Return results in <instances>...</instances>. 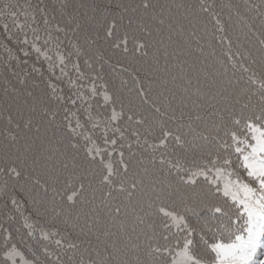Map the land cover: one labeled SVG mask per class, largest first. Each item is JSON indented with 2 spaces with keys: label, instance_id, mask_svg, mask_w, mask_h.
<instances>
[{
  "label": "snow or ice",
  "instance_id": "1",
  "mask_svg": "<svg viewBox=\"0 0 264 264\" xmlns=\"http://www.w3.org/2000/svg\"><path fill=\"white\" fill-rule=\"evenodd\" d=\"M67 8L60 6L61 20ZM57 11L44 0H0V47L9 57L0 69V175L7 177L0 186V264H264V77L227 79L218 61L216 91L204 93L202 103L174 96L158 143H150L154 126L118 108L102 82L101 42L127 53L130 30L138 27L143 35L132 36L133 50L137 40L146 49L147 37L166 57L191 54L193 42L203 55L199 12L223 32L219 14L203 3L197 11L153 0L80 3L63 22ZM248 11L257 13L264 34V0ZM257 16L240 17L243 27L254 32ZM33 56L31 72L21 77L17 65ZM238 56L229 52L233 68ZM32 73L43 89L29 83ZM18 162L22 169L13 166ZM12 213L23 232L13 228Z\"/></svg>",
  "mask_w": 264,
  "mask_h": 264
},
{
  "label": "trees",
  "instance_id": "2",
  "mask_svg": "<svg viewBox=\"0 0 264 264\" xmlns=\"http://www.w3.org/2000/svg\"><path fill=\"white\" fill-rule=\"evenodd\" d=\"M2 2H6V0H2ZM25 2L27 0H20V3ZM31 2L37 3L38 0H31ZM153 2L184 3L191 5L197 11L201 3L205 6H212V10L219 14L223 27V32L219 31L215 25V19L211 15L199 12L201 24L198 31L199 35L204 37L201 40V45L204 49L203 55L195 50L196 44L193 42L191 54L180 55L179 57L175 55L166 57L164 46L156 44L155 39L147 37L145 38L148 39L149 43L146 49L140 50L138 44L141 40H137L135 41L137 47L133 50L132 36L141 37L143 35L138 27L135 28L134 32L130 30V51L127 53L119 49H112L107 42H101L96 46L99 49V55H103L106 61L102 71V82L107 83L110 93L114 94L117 107L119 108L123 104L126 113L131 109L132 113H135L136 118L146 119L145 127L153 125V135L150 137V143H158V137L160 136L159 123L168 119L164 115L167 105L170 102L175 106L178 102V99H173L174 96L177 98L186 97L188 102L195 101L202 103L204 93L216 91L214 81L219 83L223 79L218 75V72L221 70L218 61L225 63L227 66V79L246 82L249 76L253 74H255L254 78L256 79L264 77V51H262L264 45L260 43L261 40H264V34H261L257 13L248 11L251 5L260 4V0H153ZM44 3L48 4L50 9L55 6L58 10V20H61L59 14L60 6L67 4L68 8L65 10L63 17V20H67L69 19V13L77 14L75 6L80 3H97L101 5L104 3L127 4L140 3V0H44ZM237 12L240 13L239 17L236 15ZM254 16H257V18L253 32L243 27L240 17L248 19ZM90 23L95 25L94 21ZM101 23L103 22L101 21ZM99 31L101 36H103L104 28L100 27ZM242 31L246 33V36L242 34ZM89 35L94 38L95 31H90ZM118 35H123L122 29H118ZM221 38L224 39L223 44L219 43ZM228 41L232 42L231 49L228 47ZM79 43L83 44V40H79ZM168 51L172 52V49L169 48ZM229 52L239 54L235 61V68L228 61ZM209 53H214V55H210ZM13 55H19L18 51L14 50ZM8 58L3 47H0V69H2L5 60ZM12 63L15 65L16 61H12ZM33 63H35L34 56L29 59V64L17 65L16 71L23 77L26 72H31V65ZM165 66L167 71H148L149 68L164 69ZM37 67H40V65L37 64ZM245 68L248 71H245ZM32 79H35L40 84L41 89L44 88V84L40 82L35 73H32L29 83H31ZM189 80L191 84H188ZM61 87L66 88L67 86L66 84H62ZM3 88L4 78L3 74H0V98L3 97ZM185 88L188 89L187 92L184 91ZM253 103H256L255 97H253ZM155 108H159L160 112H155ZM195 114L194 111L192 115L195 116ZM167 126L174 127V124L169 122ZM5 127L3 109L0 108V144L5 142L2 135ZM20 135L23 136L24 133L21 132ZM168 151H171V142ZM157 155H159V152ZM13 166H17L19 170L24 167V164L18 162ZM0 167H5V161L2 159V156H0ZM5 179L7 177L0 175V186L3 185ZM9 183L11 184L13 181L9 180ZM84 183L87 185L88 181L85 180ZM94 187L97 189L100 187L98 176L94 181ZM86 194L89 197L91 195V193ZM100 195L101 192L97 190V203L99 202ZM5 200L6 197H0V209H3ZM9 209H11V205H9ZM12 214L17 216L16 221L12 222L13 228L21 227L23 223L22 218L16 213ZM3 219L4 217L0 215V221H3ZM107 227L113 232L117 230L111 222L107 224ZM23 231L24 229L21 227V232ZM76 242L79 243V241ZM25 255L28 256L30 253L25 251ZM77 258H79V254H77Z\"/></svg>",
  "mask_w": 264,
  "mask_h": 264
}]
</instances>
